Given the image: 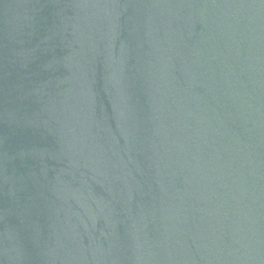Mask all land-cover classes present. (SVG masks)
<instances>
[{"label":"water","instance_id":"95a60500","mask_svg":"<svg viewBox=\"0 0 264 264\" xmlns=\"http://www.w3.org/2000/svg\"><path fill=\"white\" fill-rule=\"evenodd\" d=\"M0 264H264V0H0Z\"/></svg>","mask_w":264,"mask_h":264}]
</instances>
